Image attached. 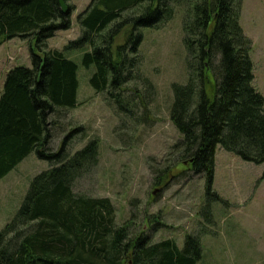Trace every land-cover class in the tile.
<instances>
[{"label":"trees","instance_id":"trees-1","mask_svg":"<svg viewBox=\"0 0 264 264\" xmlns=\"http://www.w3.org/2000/svg\"><path fill=\"white\" fill-rule=\"evenodd\" d=\"M176 6L186 8L188 79L172 86L170 119L181 135L172 149L186 170L204 176L207 194L218 198L212 191L217 145L264 163V96L252 85L250 40L239 25L241 0H91L77 14L79 36L65 48L88 47L81 64L94 66L89 84L106 92L115 111L130 110L131 98L123 92L132 81L147 93L141 95L144 106L152 83L141 72L140 29L170 19ZM71 9L63 12L59 0H0V44L30 37L43 48L40 55L30 47L31 66H13L4 77L0 179L31 151L51 164L32 178L16 213L0 229V264H196L198 236L187 234L179 247L173 239L151 242L142 232L131 235L129 221L115 222L108 197L73 191L75 180L97 163V140L69 152L68 139L82 128L75 126L54 147L59 119L79 104L77 64L45 46L57 30L71 26ZM122 30L123 40L116 42Z\"/></svg>","mask_w":264,"mask_h":264},{"label":"rangeland","instance_id":"rangeland-1","mask_svg":"<svg viewBox=\"0 0 264 264\" xmlns=\"http://www.w3.org/2000/svg\"><path fill=\"white\" fill-rule=\"evenodd\" d=\"M90 1L66 0L72 7L71 26L45 41L47 49H58L77 64L79 104L59 119L54 147L75 126L82 128L68 139L69 152L97 140V163L75 180L73 191L108 197L115 208V222L129 221L131 235L142 232L151 242L169 238L179 247L187 234L198 236L201 258L196 264H264V180L260 179L264 163L245 161L217 145L215 198L207 194L204 176L186 170L180 154L172 149L181 139L170 119L172 86L188 79L183 40L186 8L176 6L170 19L140 29L141 72L152 83V94L142 106L141 95H147L143 85L128 83L123 95L131 98L126 107L130 110L117 112L106 92H96L89 84L94 66L81 64L88 47L65 48L79 36L77 14ZM239 25L250 40L252 85L264 96V0H241ZM123 35L122 30L116 42ZM30 47L43 54L30 37L0 44V79L13 66H31ZM206 80L207 88H212L211 73ZM50 165L31 151L0 179V229L16 213L32 178Z\"/></svg>","mask_w":264,"mask_h":264},{"label":"water","instance_id":"water-1","mask_svg":"<svg viewBox=\"0 0 264 264\" xmlns=\"http://www.w3.org/2000/svg\"><path fill=\"white\" fill-rule=\"evenodd\" d=\"M59 4H60V8L63 12L68 11V6H67L65 0H59Z\"/></svg>","mask_w":264,"mask_h":264},{"label":"crops","instance_id":"crops-1","mask_svg":"<svg viewBox=\"0 0 264 264\" xmlns=\"http://www.w3.org/2000/svg\"><path fill=\"white\" fill-rule=\"evenodd\" d=\"M10 40H12V39H10ZM5 73H4V76L0 79V95H1V92H2V88H3V81H4ZM77 95H78V93H77Z\"/></svg>","mask_w":264,"mask_h":264}]
</instances>
